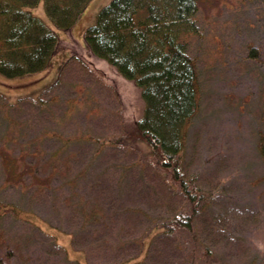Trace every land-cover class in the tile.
Returning <instances> with one entry per match:
<instances>
[{"label": "rangeland", "instance_id": "1", "mask_svg": "<svg viewBox=\"0 0 264 264\" xmlns=\"http://www.w3.org/2000/svg\"><path fill=\"white\" fill-rule=\"evenodd\" d=\"M110 1L91 0L69 31L43 1L30 8L60 39H76L99 74L78 60L65 66L64 44L42 70L0 73V201L42 226L0 214L2 264H264V0L201 2L200 33L186 37L201 99L184 168L213 203L195 235L154 229L143 259L147 233L188 204L140 145L121 140L123 114L143 111L137 87L80 46ZM250 42L260 60L249 57Z\"/></svg>", "mask_w": 264, "mask_h": 264}, {"label": "trees", "instance_id": "2", "mask_svg": "<svg viewBox=\"0 0 264 264\" xmlns=\"http://www.w3.org/2000/svg\"><path fill=\"white\" fill-rule=\"evenodd\" d=\"M41 1L51 22L69 31L91 0H0V73L18 76L42 70L64 45L71 49L65 66L76 59L86 68L100 71L75 51L76 39H60L54 28L31 11ZM201 2L111 0L99 9L96 22L86 28L84 45L80 42L90 56L105 61L114 73L137 87L143 111L136 119L123 114L121 140L140 145L144 158L153 160L177 184L188 204V208L177 211L161 228L155 226L147 233L148 244L139 255L142 259L155 231L175 234L180 230L195 235L197 218L213 203V195L203 190L197 176L189 175L184 168L189 132L201 99L199 69L196 58L188 52L186 37L200 33L197 15ZM247 46L249 57L260 60L259 47L252 42ZM257 147L264 160V134H260ZM6 210L42 228L29 211L0 201V214ZM130 260L120 264H128Z\"/></svg>", "mask_w": 264, "mask_h": 264}]
</instances>
